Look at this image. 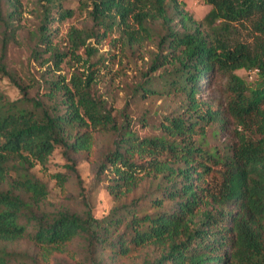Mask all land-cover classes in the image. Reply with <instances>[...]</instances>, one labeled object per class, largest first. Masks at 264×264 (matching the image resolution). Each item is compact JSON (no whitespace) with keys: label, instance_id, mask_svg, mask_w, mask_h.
I'll return each mask as SVG.
<instances>
[{"label":"trees","instance_id":"16d2710c","mask_svg":"<svg viewBox=\"0 0 264 264\" xmlns=\"http://www.w3.org/2000/svg\"><path fill=\"white\" fill-rule=\"evenodd\" d=\"M81 1L92 24L70 28L62 51L52 41L51 22L73 10L63 0H37L40 20L29 58L39 76L31 75V82L7 68V41L2 44L0 77L8 76L20 96L9 99L0 91V239L29 238L36 248L30 264H51L61 255L76 259L77 240L96 252L93 264L103 263V250L127 255L148 245L157 256L145 264H264V0H204L210 8L200 21L181 0ZM21 7L20 0H0L6 31L15 33ZM112 32L124 47L155 35L152 69L168 64V81L183 93L184 110L165 116L157 135L140 136L128 117L117 125L91 92L99 64L108 60L97 43ZM67 56L78 64L68 79L60 73ZM254 68L253 84L235 72ZM217 71L228 78L226 113L235 128L231 141L209 147L206 127L221 125L225 116L198 96L199 83ZM104 130L116 137L97 170L109 180V194L120 199L145 178L159 193L142 196L147 207L133 198L100 218L88 209L42 210L48 190L30 169L46 167L58 146L65 155L90 150L95 133ZM57 177L64 184L66 177ZM23 255L0 248V264H26Z\"/></svg>","mask_w":264,"mask_h":264},{"label":"rangeland","instance_id":"374dc122","mask_svg":"<svg viewBox=\"0 0 264 264\" xmlns=\"http://www.w3.org/2000/svg\"><path fill=\"white\" fill-rule=\"evenodd\" d=\"M20 1L21 15L14 22L15 33L10 29L6 31L5 26L0 22V54L3 42L7 41L4 58L7 68L21 82L29 83L31 81L28 78L31 75L39 76L38 68L29 57L35 42L34 31L39 25L40 6L37 0ZM181 1L183 9L195 21H200L210 8L204 0ZM63 4L64 7L71 8L73 14L64 19H56L55 15V19L51 22V29L54 31L52 41L60 50L67 51L70 28L90 27L92 23L81 0H63ZM8 10L9 7L4 3L3 17ZM155 27L157 34L162 32L158 23ZM117 36V32H112L97 43L98 54H104L108 60L104 62L105 65L99 64L100 69L96 73L91 92L105 102L117 125L123 124L128 117L132 128L140 136L157 135L161 132L159 125L165 116L184 110L183 93L168 81L172 74V68L168 64L152 69L154 56L158 52L155 35L151 40L145 39L143 43L128 47L116 42ZM242 36L248 37L247 32L243 31ZM77 65L67 56L60 65L61 75L66 79L70 78ZM235 72L249 84L257 80L255 70L238 69ZM199 85L198 96H201L204 102H210L213 107L219 108L225 116L221 125L212 123L206 127L208 146H221L232 140L235 128V124L226 113L227 98L230 94L227 75L219 71L214 72L209 74L207 84L206 79H203ZM0 91L9 99L20 96L19 88L8 76L0 77ZM29 94L36 96V89L30 88ZM115 138V134L110 130L97 132L90 150L70 152L65 155L64 148L58 146L49 156L46 167L40 164L32 167L30 171L46 184L48 190L40 208L51 213L58 209H66L79 214H83L88 209L94 217L100 218L124 202L128 204L133 198L142 200L143 195L158 194L156 182L150 178L141 180L134 190L121 196L120 199H115L109 194L107 190L109 180L98 175L97 170L104 154L114 147ZM69 165H72L73 169L68 168ZM59 173L66 177L64 184L57 179ZM147 201H140L139 208L147 207L145 205ZM122 229L123 227L119 230ZM0 248L24 254L22 259L26 264H30L29 255L36 251L33 242L27 237L15 240L0 239ZM72 249L76 250V259L61 255L55 257L51 264H77L84 259L87 264H93L91 256H95L96 252L87 250L82 241H75ZM156 256L157 250L152 245L139 247L127 255L110 254L107 250L100 252V258H103L102 264H145L147 260H152ZM11 262L16 263V261Z\"/></svg>","mask_w":264,"mask_h":264},{"label":"built area","instance_id":"2783aa9c","mask_svg":"<svg viewBox=\"0 0 264 264\" xmlns=\"http://www.w3.org/2000/svg\"><path fill=\"white\" fill-rule=\"evenodd\" d=\"M252 70H255V71H257V69H256V68H254V69H252Z\"/></svg>","mask_w":264,"mask_h":264}]
</instances>
